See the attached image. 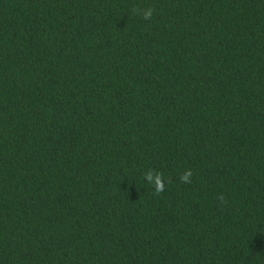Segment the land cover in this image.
Listing matches in <instances>:
<instances>
[{
  "label": "trees",
  "instance_id": "1",
  "mask_svg": "<svg viewBox=\"0 0 264 264\" xmlns=\"http://www.w3.org/2000/svg\"><path fill=\"white\" fill-rule=\"evenodd\" d=\"M0 264H264V0H0Z\"/></svg>",
  "mask_w": 264,
  "mask_h": 264
},
{
  "label": "clouds",
  "instance_id": "2",
  "mask_svg": "<svg viewBox=\"0 0 264 264\" xmlns=\"http://www.w3.org/2000/svg\"><path fill=\"white\" fill-rule=\"evenodd\" d=\"M151 15H152V10L151 9H148L144 15H143V18L144 19H150L151 18ZM191 176V172L190 171H187L185 172L182 176H181V181L182 182H189V178ZM157 179L155 181V187H156V194L158 195L162 190H163V184L161 183V179L162 177L160 176V174H157ZM146 178L151 180L152 179V175L151 173H147L146 174Z\"/></svg>",
  "mask_w": 264,
  "mask_h": 264
}]
</instances>
